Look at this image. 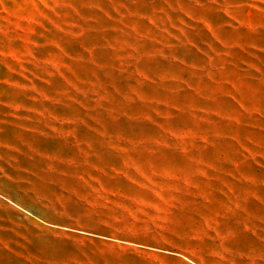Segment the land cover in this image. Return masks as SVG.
<instances>
[{
	"label": "rangeland",
	"instance_id": "rangeland-1",
	"mask_svg": "<svg viewBox=\"0 0 264 264\" xmlns=\"http://www.w3.org/2000/svg\"><path fill=\"white\" fill-rule=\"evenodd\" d=\"M0 264H264V0H0Z\"/></svg>",
	"mask_w": 264,
	"mask_h": 264
}]
</instances>
